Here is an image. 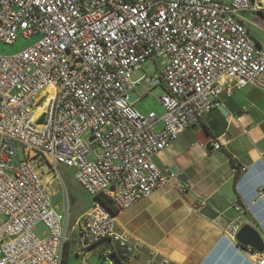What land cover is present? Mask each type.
I'll list each match as a JSON object with an SVG mask.
<instances>
[{"label":"built area","instance_id":"obj_1","mask_svg":"<svg viewBox=\"0 0 264 264\" xmlns=\"http://www.w3.org/2000/svg\"><path fill=\"white\" fill-rule=\"evenodd\" d=\"M259 12L258 0H0V43L34 40L0 54V264L63 263L69 210H57L45 178L62 169L94 200L78 223L83 252L108 241L111 263L176 264L117 234L95 197L118 211L148 199L176 177L157 167L159 153L223 99L248 86L264 92V52L241 19ZM149 60H162L159 78L132 82ZM143 81L166 89L161 128L130 101ZM247 253L264 264V253Z\"/></svg>","mask_w":264,"mask_h":264},{"label":"crops","instance_id":"obj_2","mask_svg":"<svg viewBox=\"0 0 264 264\" xmlns=\"http://www.w3.org/2000/svg\"><path fill=\"white\" fill-rule=\"evenodd\" d=\"M241 19L264 52V12L246 13ZM221 106L224 114L214 110L154 160L160 169L175 168L187 182L176 176L165 188L116 215L115 232L142 243L145 254L155 250L176 264H255L248 248L224 238V233L239 222L256 229L264 240V92L248 86L223 99ZM156 116L161 128L164 115ZM212 141H220L219 151L212 149ZM111 250L117 246L104 241L86 254L80 235L69 238L66 257L73 253L83 257V264H104L102 256ZM144 261L141 257L125 263Z\"/></svg>","mask_w":264,"mask_h":264},{"label":"rangeland","instance_id":"obj_3","mask_svg":"<svg viewBox=\"0 0 264 264\" xmlns=\"http://www.w3.org/2000/svg\"><path fill=\"white\" fill-rule=\"evenodd\" d=\"M34 40L19 39L15 45L6 46L0 43V54H12L23 50L26 47L31 46ZM162 60H158L155 64L153 61H147L141 71L136 72L131 80L132 82H138L141 79H158L160 76L159 65H161ZM131 96L134 100V109L138 111L141 115L148 116L150 112H155L158 116L165 114V110L159 102V99L164 96V91L162 87L150 88L147 81H143L137 85ZM139 98V99H138ZM40 104V106H42ZM36 159L45 164V160L41 156H36ZM51 173H46V175ZM57 178V177H56ZM51 189V190H50ZM52 196L54 206L57 207L59 212L65 211L66 208L69 210L68 215V235L69 238L77 239L79 238L80 230L78 228V223H81L82 217L88 210L89 206L93 203V197L86 194V192L76 183L74 180V173L70 169H62L61 176L56 179L49 188ZM97 202V201H96ZM95 202V207L97 203ZM43 229L38 226L36 232H41ZM88 254V253H86ZM83 257H77L73 253H69L67 256V264H83ZM104 264H111L108 260L103 261Z\"/></svg>","mask_w":264,"mask_h":264},{"label":"water","instance_id":"obj_4","mask_svg":"<svg viewBox=\"0 0 264 264\" xmlns=\"http://www.w3.org/2000/svg\"><path fill=\"white\" fill-rule=\"evenodd\" d=\"M219 111L224 114L223 107L220 105L218 107ZM44 122V116L38 121V125H42ZM94 139H90V142H93ZM171 173L179 178L183 183H186V178L184 175L178 174V171L175 168L171 169ZM236 241L241 244L243 247L250 248L254 252L264 253V240L259 234V232L249 225H244L238 231L236 235Z\"/></svg>","mask_w":264,"mask_h":264},{"label":"trees","instance_id":"obj_5","mask_svg":"<svg viewBox=\"0 0 264 264\" xmlns=\"http://www.w3.org/2000/svg\"><path fill=\"white\" fill-rule=\"evenodd\" d=\"M238 179H239V176H237L236 180L238 181ZM95 200L97 202H99V204L101 206H103V204H104L111 211V213L113 215H115V216L120 212V211H118V210H116V209L113 208L112 202L106 196L95 197ZM66 250H67V244L65 246V253H64V259H63V263L62 264H67V257H66L67 251Z\"/></svg>","mask_w":264,"mask_h":264},{"label":"bare ground","instance_id":"obj_6","mask_svg":"<svg viewBox=\"0 0 264 264\" xmlns=\"http://www.w3.org/2000/svg\"><path fill=\"white\" fill-rule=\"evenodd\" d=\"M258 2L261 4V8H262V4L264 3V0H258ZM46 181L51 185L54 181H56V177L53 176L52 174H48L45 175ZM51 190V189H50ZM99 203V202H98ZM96 208H103L102 206H96ZM114 264V263H112Z\"/></svg>","mask_w":264,"mask_h":264}]
</instances>
